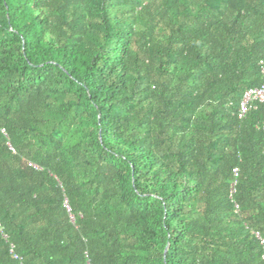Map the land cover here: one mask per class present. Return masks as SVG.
<instances>
[{
  "label": "trees",
  "instance_id": "1",
  "mask_svg": "<svg viewBox=\"0 0 264 264\" xmlns=\"http://www.w3.org/2000/svg\"><path fill=\"white\" fill-rule=\"evenodd\" d=\"M262 59L264 0H0V264H264Z\"/></svg>",
  "mask_w": 264,
  "mask_h": 264
},
{
  "label": "built area",
  "instance_id": "2",
  "mask_svg": "<svg viewBox=\"0 0 264 264\" xmlns=\"http://www.w3.org/2000/svg\"><path fill=\"white\" fill-rule=\"evenodd\" d=\"M260 63L261 71L264 77V59H262ZM262 101H264V79L259 86H254L244 91L238 108V116L243 117L250 109L254 108L258 102ZM1 131L6 135V132L3 128H1ZM7 143L9 144V142ZM233 171L236 172L237 168H234ZM66 206L68 207V204H66ZM88 264H90L89 261Z\"/></svg>",
  "mask_w": 264,
  "mask_h": 264
}]
</instances>
